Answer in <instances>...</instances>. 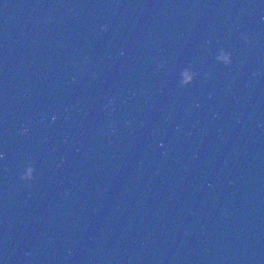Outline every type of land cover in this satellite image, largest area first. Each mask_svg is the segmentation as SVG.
I'll list each match as a JSON object with an SVG mask.
<instances>
[{"label": "water", "instance_id": "95a60500", "mask_svg": "<svg viewBox=\"0 0 264 264\" xmlns=\"http://www.w3.org/2000/svg\"><path fill=\"white\" fill-rule=\"evenodd\" d=\"M0 264H264V0H0Z\"/></svg>", "mask_w": 264, "mask_h": 264}]
</instances>
